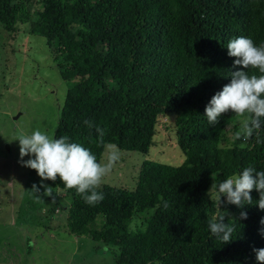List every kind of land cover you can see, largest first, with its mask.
<instances>
[{
	"label": "trees",
	"instance_id": "trees-1",
	"mask_svg": "<svg viewBox=\"0 0 264 264\" xmlns=\"http://www.w3.org/2000/svg\"><path fill=\"white\" fill-rule=\"evenodd\" d=\"M32 15L31 33L47 39L63 78L73 81L55 138L67 136L99 159V126L105 144L150 155L162 144L161 118L170 115L174 142L186 156L180 165L144 159L133 188L102 182L104 199L95 205L59 177L44 181L69 198L66 205L53 195L54 210L68 207V231L106 245L115 264H259L253 250L264 248L259 191L241 208L223 195L219 205L212 187L249 166L264 171V118L246 141L235 136L240 117L229 111L213 126L205 109L241 67H233L228 42L245 36L264 44V0H0L8 31ZM37 179L27 191L39 197ZM214 215L235 226L231 242L211 233Z\"/></svg>",
	"mask_w": 264,
	"mask_h": 264
},
{
	"label": "rangeland",
	"instance_id": "rangeland-1",
	"mask_svg": "<svg viewBox=\"0 0 264 264\" xmlns=\"http://www.w3.org/2000/svg\"><path fill=\"white\" fill-rule=\"evenodd\" d=\"M36 21L37 15H32L17 23L14 31L6 30L0 22V264H115L106 245L68 231V207L54 210V200L44 194L41 182L35 184L41 190L39 197L27 191L34 176H40L20 162L19 141L14 139L37 129L54 137L73 85L63 78L47 39L31 33ZM171 123L172 116L161 118L162 144L153 154L119 149L121 160L103 182L133 188L142 161L152 155L180 165L186 156L174 142ZM232 134L230 128L224 144H231ZM30 158L25 156L24 160ZM53 190V195L59 193L61 202L69 205L64 192ZM142 221L135 220L131 227L136 229ZM101 224L98 219L99 228Z\"/></svg>",
	"mask_w": 264,
	"mask_h": 264
},
{
	"label": "clouds",
	"instance_id": "clouds-1",
	"mask_svg": "<svg viewBox=\"0 0 264 264\" xmlns=\"http://www.w3.org/2000/svg\"><path fill=\"white\" fill-rule=\"evenodd\" d=\"M228 55L235 57L233 67L241 66L239 70L231 72L230 83L218 91L206 106L205 115L209 125H217L223 114L232 111L242 118L240 129L235 133L237 139L251 138L262 126L264 118V44L257 46L250 37L239 36L227 44ZM257 69L260 75L249 74L246 69ZM89 128L93 123L85 120ZM98 133V143L103 145L104 154L98 159L91 149L80 143L72 142L69 137L55 138L46 131L39 129L30 134H19L14 140L19 141L20 162L37 171L42 178L41 185L44 194L53 196V187L45 185L46 180L62 181L68 189H75L85 203L95 205L104 199V194L98 191L104 178L113 170L121 160L119 148L112 144H105L106 130L95 126ZM25 156L32 158L24 160ZM213 176V179L215 181ZM37 191L40 188L33 186ZM219 195L226 196L228 204H235L241 208L245 204H252L251 192L256 189L260 193L257 201L260 209L264 210V171H256L252 166L246 167L235 177H227L223 182L213 184ZM59 194V193H57ZM167 207V205H165ZM241 218H247V212H241ZM264 225V218L260 221ZM208 226L211 233L229 243L232 240L235 226L225 222V215L212 216ZM264 236V227L260 229ZM259 264H264V248L253 249Z\"/></svg>",
	"mask_w": 264,
	"mask_h": 264
}]
</instances>
